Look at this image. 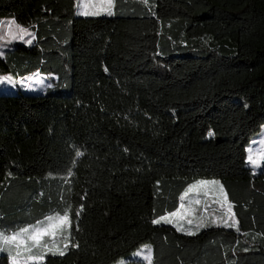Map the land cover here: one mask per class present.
I'll list each match as a JSON object with an SVG mask.
<instances>
[{"label":"trees","instance_id":"trees-1","mask_svg":"<svg viewBox=\"0 0 264 264\" xmlns=\"http://www.w3.org/2000/svg\"><path fill=\"white\" fill-rule=\"evenodd\" d=\"M77 1L0 0V17L36 37L9 45L0 74L52 79L43 93H0V233L70 209L64 255L27 264H113L145 243L152 264H264V168L247 164L264 125V0H114L112 15L95 16L78 15ZM209 69V89L171 93ZM235 97L247 109L208 141L213 114ZM110 146L185 175L118 183ZM202 176L220 180L235 227L189 235L153 223ZM10 258L0 252V264Z\"/></svg>","mask_w":264,"mask_h":264},{"label":"rangeland","instance_id":"rangeland-1","mask_svg":"<svg viewBox=\"0 0 264 264\" xmlns=\"http://www.w3.org/2000/svg\"><path fill=\"white\" fill-rule=\"evenodd\" d=\"M106 7L107 5L102 3V0H78L77 7H76V13L78 15H82L81 14L82 12L89 11V12H99L100 13L99 15H105V14H108L107 11L105 10ZM113 7H114V0L112 2L111 9H110L112 14H113ZM91 16H95V15H91ZM11 20H13V18L11 17H0V36H5L4 40H0V51H2L4 53L3 56H7V58H8V55L6 54H7V51H8L7 49L9 45L15 44L16 42L24 43L23 41H19V40H11V38L6 35L8 31V21H11ZM16 24L21 26L17 22ZM13 30L15 31L14 27H13ZM29 32L34 33L31 30H29ZM27 39H30V37L26 36L25 40ZM214 74H215V71L213 69H209L205 73H203L202 75L194 79L192 82L174 89L173 91H171V93L187 94V93H192L195 91H203V90L209 89L214 84ZM5 77H10L13 82L9 83L7 80H4L3 78ZM54 77L56 78V76ZM51 83H52L51 77L45 76L44 74H40L39 72H36L32 74L31 76L20 78V79L14 78L11 73L0 74V93L17 92L18 89H22L23 91L27 93H43V92H46L47 87L51 86ZM51 90H57V89L53 88ZM247 107H248L247 102L243 98H240V97H235L225 102L222 108L219 111L215 112L212 116V125H211V130L209 132V133H212V135H208L207 140L210 142H213V141H216L224 137L227 129L240 118V116L245 112ZM247 152H248L247 164L251 167L252 174H257L261 172L264 168V125L262 126V129L260 130V132H258L257 134L253 136L250 144L247 147ZM250 154L253 156L254 159H257L259 161L258 167L253 166L248 161V156ZM103 157L108 164L113 166L115 170V174H116V182L118 183L120 180L121 182L123 180L125 181L133 180V181H138V182L150 181L151 178L156 175L184 176L185 175L184 171H186L185 169L177 165H174L168 162H159L153 159L151 156H149L146 153H136L126 147L110 146L103 152ZM170 166H173V167H170ZM207 170H205V174H207L208 171H209L208 174H213L211 170H208V171ZM195 171L200 173V168L195 169ZM200 181H219L220 182L217 176L199 177L195 179L184 190L182 195L185 193V191L190 186L194 184H198V182ZM60 182H62V179L60 180ZM205 191H208V189L207 188L194 189L192 192L188 194L187 197H185L183 201H181L180 199V204L184 203L186 206V209L189 208V201H195L196 199H199L201 203L197 205L193 202L190 206L191 209H195L194 215L195 217L198 218L194 221L192 225H188L186 222L187 219L192 218L191 215H189L188 217L184 219H181V217L179 216L175 218L170 217L173 220L172 223L177 228L179 224H183L185 228V232H187L186 230L190 228L194 233H198L203 228L210 227L212 225H224L223 223L224 209H221L218 203L213 202L214 200H216L217 194H214L213 192L209 191L208 195L205 196L204 195ZM180 204H179L178 209H180ZM206 205H207V211L205 212ZM180 211L183 213L185 209H180ZM170 213H167L164 216H169ZM202 216L205 218L207 226L200 228L199 231H196V225L199 223V218ZM218 217L220 219H217ZM235 221H236V224H235L236 226L237 225L236 218H235ZM228 223H232V221L229 220ZM64 235L68 236V232L64 233ZM49 239L47 240L46 238V242L49 244V246H51L52 240L51 239L49 240ZM3 245L4 247L6 245V247L3 251L1 250L0 252H6L11 255L10 264H13L14 257L16 258L17 264H27L29 262H35V261L38 262V260L28 259L29 256H34L37 254V253L32 252L36 248H32L31 252H28V251H25V247H26L25 244H21L20 248L16 247V242H12L9 244H3ZM3 245L2 243H0V247H2ZM57 246L65 252L63 236H60L57 238ZM146 246L150 247L152 251V245L150 243H145L141 245L138 249L129 253L128 255L123 256L122 258H120L113 264H148V261L144 260L142 255H137V253H140V252H143L146 255L147 254ZM38 252H40V250ZM48 253H51V252H48Z\"/></svg>","mask_w":264,"mask_h":264},{"label":"snow or ice","instance_id":"snow-or-ice-1","mask_svg":"<svg viewBox=\"0 0 264 264\" xmlns=\"http://www.w3.org/2000/svg\"><path fill=\"white\" fill-rule=\"evenodd\" d=\"M112 2L113 0H102V3L107 5L105 10L107 11L108 15H112V12L110 10ZM81 14L87 16V15H99L100 13L84 11ZM13 27L15 28V31L13 30ZM6 35L10 37L11 40L23 41L24 43L29 44V45H31L33 40L36 39L34 33L29 32L27 28L17 25L14 19L11 21H8V31ZM26 36L30 37V39L25 40ZM4 39H5V36H0V40H4ZM3 55L4 53L0 51V56H3ZM3 79L7 80L9 83L13 82L10 77H5ZM209 135H212V133H209ZM248 161L253 166H256V167L259 166V161L257 159H254L251 154L248 156ZM198 188L208 189V191H205L204 193L205 196L208 195L209 191L213 192L214 194H217V198L213 202L218 203L220 205V208L224 209L223 211L224 226L234 227L236 224V221L232 213L233 205L229 202L227 193L225 192L223 185H221L219 181H200L198 182V184H194L190 186L185 191V193L180 197L181 201H183L190 192ZM193 202L197 205L201 203L199 199H196L195 201H189L188 209H186V206L184 203H181L180 209H185L183 213L180 211V209H178L177 211L170 213L169 216H162L154 220L153 223L154 224H160L162 222L172 223L173 220L171 218H175L179 216L181 217V219H184L188 217L189 215H191L192 218L187 219L186 222L188 225H192L194 221L198 219L194 215L195 209H191L190 207ZM206 211H207V205L205 207V212ZM79 214H80V211L78 210L76 215L79 216ZM217 219H220V218L218 217ZM229 220H231L232 223H228ZM205 226H207L206 221H205V218L202 216L199 218V223L196 225V231H199L200 228L205 227ZM70 228H71L70 209H65L63 214L56 212L54 215H48L43 220L38 221L36 224L29 225L28 227L22 228L19 230V232L14 233L12 235H5L3 233H0V243L9 244L12 242H16L17 248H20L21 244H25L26 245L25 251H28V252H31L32 248L40 249V252H38L34 256H29L28 259L42 261L44 258V254L48 252H51L53 255H56V254L64 255V251L61 250L57 246V238L60 236H63L64 246L65 248H67L68 236L64 235V233H67ZM178 230L185 231L184 225L179 224ZM186 231H187V234L189 235L195 234L190 228L187 229ZM46 238H50L52 240L51 246H49V244L46 242ZM146 248H147L146 255L143 252L137 253V255H142L143 259L148 261V264H151L152 251L150 247L146 246ZM13 264H17L15 257L13 258Z\"/></svg>","mask_w":264,"mask_h":264},{"label":"crops","instance_id":"crops-1","mask_svg":"<svg viewBox=\"0 0 264 264\" xmlns=\"http://www.w3.org/2000/svg\"><path fill=\"white\" fill-rule=\"evenodd\" d=\"M34 41V40H33ZM33 43V42H32Z\"/></svg>","mask_w":264,"mask_h":264}]
</instances>
